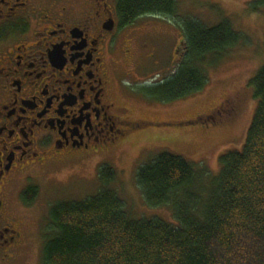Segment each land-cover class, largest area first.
<instances>
[{
  "label": "flooded vegetation",
  "instance_id": "flooded-vegetation-1",
  "mask_svg": "<svg viewBox=\"0 0 264 264\" xmlns=\"http://www.w3.org/2000/svg\"><path fill=\"white\" fill-rule=\"evenodd\" d=\"M115 5L0 0V264L27 240L21 213L41 203L39 178L134 130L170 124L132 111L137 97L147 100V89L164 81L148 83L145 68L155 57L149 40L159 16L121 23Z\"/></svg>",
  "mask_w": 264,
  "mask_h": 264
},
{
  "label": "trees",
  "instance_id": "trees-1",
  "mask_svg": "<svg viewBox=\"0 0 264 264\" xmlns=\"http://www.w3.org/2000/svg\"><path fill=\"white\" fill-rule=\"evenodd\" d=\"M249 5L259 11L264 0ZM115 6L121 23H130L145 14L174 15L176 0H116ZM183 37V60L170 78L147 89L152 99L169 102L201 91V64L235 47L241 34L225 19L212 27L188 22ZM249 84L256 106L245 139L220 154L209 182L203 170L169 152L138 167L146 206L170 208L175 223L132 218L110 188L114 171L103 166L94 194L50 206L42 264H264V64Z\"/></svg>",
  "mask_w": 264,
  "mask_h": 264
},
{
  "label": "rangeland",
  "instance_id": "rangeland-1",
  "mask_svg": "<svg viewBox=\"0 0 264 264\" xmlns=\"http://www.w3.org/2000/svg\"><path fill=\"white\" fill-rule=\"evenodd\" d=\"M251 1L176 0L174 15L152 18V26L158 31L156 38L149 40L155 48V57L145 65L148 83L166 80L175 73L186 46L178 45L177 55L174 47L184 41V26L188 22L212 27L227 19L241 34L240 42L225 54L207 56L201 64L206 77L201 91L161 104L150 96L145 101L141 97L134 100V115L158 118L170 124L134 130L107 149L79 155L55 166L47 179L39 178L41 203L21 213L29 233L10 264H42L50 206L56 201L81 200L94 194L100 187L98 171L103 166L114 171L110 188L121 197L132 218L158 217L175 223L170 208L146 206L135 180L136 171L157 154L169 152L184 158L194 170H203L204 180L209 182L218 173L220 154L241 147L256 106L249 80L264 64V8L250 10ZM133 92L140 94L135 86ZM222 108L224 112L218 114Z\"/></svg>",
  "mask_w": 264,
  "mask_h": 264
}]
</instances>
